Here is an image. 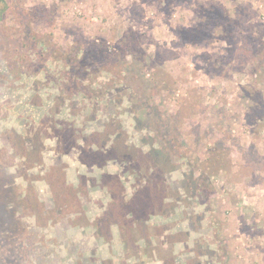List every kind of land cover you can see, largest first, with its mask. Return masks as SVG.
Returning a JSON list of instances; mask_svg holds the SVG:
<instances>
[{
	"label": "rangeland",
	"instance_id": "1",
	"mask_svg": "<svg viewBox=\"0 0 264 264\" xmlns=\"http://www.w3.org/2000/svg\"><path fill=\"white\" fill-rule=\"evenodd\" d=\"M259 51L264 0H0V264H264Z\"/></svg>",
	"mask_w": 264,
	"mask_h": 264
},
{
	"label": "trees",
	"instance_id": "2",
	"mask_svg": "<svg viewBox=\"0 0 264 264\" xmlns=\"http://www.w3.org/2000/svg\"><path fill=\"white\" fill-rule=\"evenodd\" d=\"M27 34H28L27 37H30V39L27 38V37L26 38L18 37L16 39V41H11L13 39V38H11V40H9V42H8L9 49H12L13 47H16L17 48L18 46L33 48V53L36 56H38L37 59L44 58L46 54L43 53L42 51H40V50H42L43 45H44V44L41 45L42 42L43 41L45 42L44 39H41V36L42 35H38L32 29V27L27 31ZM39 44L41 45L40 48H38L39 47ZM55 47L56 46H54V45L53 46L49 45V49H53ZM53 51H55V55H56V52L57 53H61V55L66 54L65 49H63L61 47H57L56 49H53ZM12 53H14V51ZM19 54L20 55L17 58V63L19 64L18 65V68L20 70H22V71H26V72H29V73L32 72L31 70L30 71L27 70L28 69L27 66L30 63L33 66L35 65L32 62L33 61V57H30L33 54L32 53H29V52H20ZM46 58L49 59V57H47V55H46ZM254 63L256 64V67H257V69L255 70L257 72V74L260 73V72H264V69H262V67L264 68V52H262V51L257 52V54L255 56V59H254ZM121 70H120V73L122 72ZM263 84H264V82L262 83V85ZM83 97L84 98H88L89 96H88V94H84ZM252 107H253V109H257L258 108V107H254V106H252ZM0 113H2L1 112V108H0ZM2 117H5V116L3 115ZM258 117L259 116H257V118ZM43 125L44 124H42L40 120H37L35 122V125L33 124L34 127H32V129L30 128V129H27L25 131V133H27V136L29 138H31L32 139L31 141L34 142V144H36V145H40V144L44 143L46 138H50L51 137L49 135L51 133V130L44 129L43 128ZM13 134H14V138H12L9 141V144L12 146L13 149H17L18 150V149H20L21 143H23L24 140H26L27 136L25 134H18V133H13ZM54 135L55 134H53V136ZM57 135L60 137L59 140L60 139L63 140V141L65 140V135H63L61 132L57 133ZM26 143L27 142L25 141V144ZM12 158H13V156H11L10 154H6L4 156H2L0 154V161H3L4 164H7V161L8 160H11ZM216 159L217 158L212 159V160L209 159L207 162L204 163V166L206 167V169H208V171H210L212 173L217 172L221 168V165H222L221 160L219 158H218V160H216ZM5 178H6L5 177V173L2 171V175L0 173V189L7 190L8 188H10V183L4 182L5 181ZM205 190H206L205 188H202L201 189V193L207 191V190L206 191ZM0 196H2V198L5 197L4 194H2V195L0 194ZM3 199H5V202H4L5 208H8L9 205H11V203H14V200L13 199H7V198H3ZM26 211H28V210H26ZM1 220L2 219H0V221ZM142 238H143V236H142ZM4 263H6V262H3L2 264H4Z\"/></svg>",
	"mask_w": 264,
	"mask_h": 264
}]
</instances>
